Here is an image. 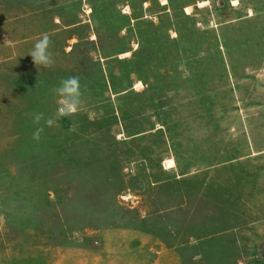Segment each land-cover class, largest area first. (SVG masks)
I'll return each instance as SVG.
<instances>
[{"label":"rangeland","instance_id":"374dc122","mask_svg":"<svg viewBox=\"0 0 264 264\" xmlns=\"http://www.w3.org/2000/svg\"><path fill=\"white\" fill-rule=\"evenodd\" d=\"M143 1L0 0V264H264V0Z\"/></svg>","mask_w":264,"mask_h":264},{"label":"clouds","instance_id":"9594fccd","mask_svg":"<svg viewBox=\"0 0 264 264\" xmlns=\"http://www.w3.org/2000/svg\"><path fill=\"white\" fill-rule=\"evenodd\" d=\"M51 43V38L47 33L42 34L41 38L35 42L28 56L32 58L36 66L49 68L53 65V54L49 51ZM52 92L59 97L56 118L75 114L79 110L82 103V93L80 91L78 76H70L62 79L59 86L54 87ZM42 120L48 126H51L54 122L52 118L46 119L43 113L34 114L33 122L35 124H40ZM43 130V127H39L34 133V138L39 139L40 133L43 132Z\"/></svg>","mask_w":264,"mask_h":264},{"label":"crops","instance_id":"0c3cea01","mask_svg":"<svg viewBox=\"0 0 264 264\" xmlns=\"http://www.w3.org/2000/svg\"><path fill=\"white\" fill-rule=\"evenodd\" d=\"M202 1H206V4H207V2H208V0H202ZM202 1H200V2H202ZM234 3H235V1L234 0H232ZM237 2L235 3V4H237L238 3V0H236ZM149 3V1L148 0H144L143 1V6H144V4H148ZM167 4H169V0H166V2L165 3H163V1H161V6H165V5H167ZM205 4V5H206ZM235 4H233V5H235ZM199 5V4H198ZM204 5V6H205ZM200 6V5H199ZM204 6H201V7H204ZM191 8L192 7V4H188L187 6H185V9L187 10V8ZM250 12H252V11H250ZM250 12L248 13V15L249 16H252L253 14H251L250 15ZM186 14H190L189 12H187L186 11ZM142 16H144V15H142ZM136 18H138V17H136ZM167 168V167H166ZM172 168H174V167H172ZM168 169H170V168H168ZM139 238H140V240H141V244H140V246L142 247V248H145L146 247V240L148 239L147 237H146V234L144 233V232H141V234H139Z\"/></svg>","mask_w":264,"mask_h":264},{"label":"bare ground","instance_id":"6f19581e","mask_svg":"<svg viewBox=\"0 0 264 264\" xmlns=\"http://www.w3.org/2000/svg\"><path fill=\"white\" fill-rule=\"evenodd\" d=\"M234 1H236V0H234ZM166 2V0H163V3H165ZM200 6H203L201 3H200ZM169 164V166L168 167H173L174 166V162L172 161V160H169V162H168Z\"/></svg>","mask_w":264,"mask_h":264}]
</instances>
